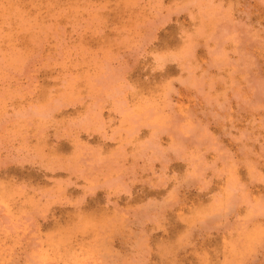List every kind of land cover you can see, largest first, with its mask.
I'll list each match as a JSON object with an SVG mask.
<instances>
[{"label":"rangeland","instance_id":"374dc122","mask_svg":"<svg viewBox=\"0 0 264 264\" xmlns=\"http://www.w3.org/2000/svg\"><path fill=\"white\" fill-rule=\"evenodd\" d=\"M0 264H264V0H0Z\"/></svg>","mask_w":264,"mask_h":264}]
</instances>
